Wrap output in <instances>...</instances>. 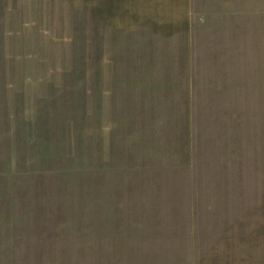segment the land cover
Listing matches in <instances>:
<instances>
[{
    "label": "rangeland",
    "instance_id": "374dc122",
    "mask_svg": "<svg viewBox=\"0 0 264 264\" xmlns=\"http://www.w3.org/2000/svg\"><path fill=\"white\" fill-rule=\"evenodd\" d=\"M0 264H264V0H0Z\"/></svg>",
    "mask_w": 264,
    "mask_h": 264
}]
</instances>
